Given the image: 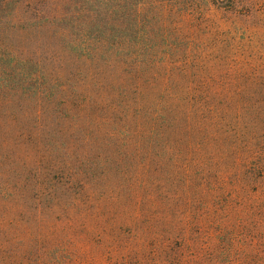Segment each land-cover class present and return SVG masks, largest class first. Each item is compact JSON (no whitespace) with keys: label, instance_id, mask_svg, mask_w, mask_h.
I'll return each instance as SVG.
<instances>
[{"label":"rangeland","instance_id":"rangeland-1","mask_svg":"<svg viewBox=\"0 0 264 264\" xmlns=\"http://www.w3.org/2000/svg\"><path fill=\"white\" fill-rule=\"evenodd\" d=\"M213 1L0 10V264H264V0Z\"/></svg>","mask_w":264,"mask_h":264},{"label":"trees","instance_id":"trees-1","mask_svg":"<svg viewBox=\"0 0 264 264\" xmlns=\"http://www.w3.org/2000/svg\"><path fill=\"white\" fill-rule=\"evenodd\" d=\"M189 1L190 3L188 4H191L190 6L193 9L196 8L195 2H193L196 0H75L78 5L88 7V12L104 15L106 29L122 30L127 33H133L136 36H142V33H147L151 29L152 20L156 17V14L162 13L165 5L174 4L180 6V2ZM229 1L231 3V0ZM12 2H16V0H0V10L13 5L14 3L11 4ZM216 2L215 0L213 1L214 6L217 5ZM233 5L234 3L229 5L228 8H231ZM217 6L219 7V5ZM68 22L73 23L74 20L70 18ZM133 35L130 36L132 37ZM252 68L254 67L252 66ZM253 71L254 75H256L257 69L254 68ZM254 105L262 109L264 117V98H256ZM258 140L261 141V144L254 145L253 143L256 142L251 138L250 141H247L243 145V150L246 153L244 162L258 161L256 170L259 172L261 179H264V133ZM258 145L260 147H257Z\"/></svg>","mask_w":264,"mask_h":264}]
</instances>
